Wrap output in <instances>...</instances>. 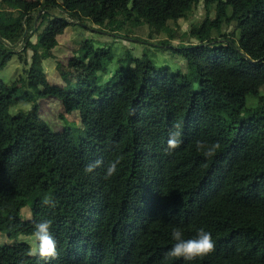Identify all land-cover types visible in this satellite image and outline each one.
I'll use <instances>...</instances> for the list:
<instances>
[{"label": "trees", "instance_id": "trees-1", "mask_svg": "<svg viewBox=\"0 0 264 264\" xmlns=\"http://www.w3.org/2000/svg\"><path fill=\"white\" fill-rule=\"evenodd\" d=\"M1 1L19 13L0 19V68L13 56L24 68L11 83L0 79V230L32 236L36 222L51 220L58 257L41 260L16 241L0 246V264H264V0H204L215 5L214 19L204 21L198 44L177 49L191 79L142 56L102 81L114 56L85 40L78 50L87 74L75 85L52 83L43 66L68 25H105L124 12L165 27L200 0ZM48 6L68 16L54 15L36 41ZM232 22L238 39L211 36ZM249 95L260 105L247 108ZM44 97L78 110L85 128L55 132L40 116ZM20 101L31 108L10 114ZM177 130L180 147L169 152ZM197 141L221 147L208 158ZM117 156V172L105 179ZM97 160L103 165L86 173ZM45 196L54 207L41 203ZM174 228L185 239L210 232L215 251L166 259Z\"/></svg>", "mask_w": 264, "mask_h": 264}, {"label": "rangeland", "instance_id": "rangeland-1", "mask_svg": "<svg viewBox=\"0 0 264 264\" xmlns=\"http://www.w3.org/2000/svg\"><path fill=\"white\" fill-rule=\"evenodd\" d=\"M43 1V0H41ZM49 1V0H48ZM204 0L191 9L187 18L178 21L170 20L165 27H159L148 23L137 16H129L120 12L117 18L105 25H94L85 18L83 22L68 25L65 32L58 37V46L52 51L49 58L45 59L43 66L49 80L60 85H75L79 80L85 79L87 70L84 65L86 59L78 49L85 40L92 41L101 50H111L114 59L108 66V70L102 73V81H108L114 72L122 66H134L142 56H147L158 69L169 68L171 72H181L192 78L188 63L184 55L177 50L185 46L196 45L200 41L201 34L198 32L206 19H214L215 5L205 6ZM5 4L0 0V19L6 22L12 21L19 13L17 10H3ZM50 13L41 10V18L37 23L39 30L34 40H38L45 27L54 15L65 16L67 13L56 7H47ZM12 12V13H10ZM238 39L239 31L235 29V23H224L220 31L211 30V36L219 39L221 35ZM24 64L13 56L7 65L0 68V79L5 83H11L19 75H23ZM193 87L198 88V82L193 81ZM260 94L264 95V86ZM40 116L50 125L55 132H62L66 127L83 129L85 125L78 110L70 112L63 110L58 98L44 97L38 100ZM257 96L249 95L246 101L247 108L259 106ZM264 105V103H263ZM31 103L20 101L11 106L10 114L27 111ZM31 204H26L21 210V217L28 220L32 217ZM32 240V236H9L0 230V246L11 245L16 241ZM31 244V243H30Z\"/></svg>", "mask_w": 264, "mask_h": 264}, {"label": "clouds", "instance_id": "clouds-1", "mask_svg": "<svg viewBox=\"0 0 264 264\" xmlns=\"http://www.w3.org/2000/svg\"><path fill=\"white\" fill-rule=\"evenodd\" d=\"M179 128V125H176ZM180 132L174 131L170 134L167 142V151H172L180 147ZM221 145L216 142L207 145L202 141H197V150L202 151L204 156L214 157ZM123 157L117 156L116 159L110 161L105 170V179L112 177L117 172V166ZM103 160H97L87 165L84 169L86 173H91L94 169L103 165ZM41 203L45 206H55L53 200L49 196L43 197ZM52 221L41 220L36 222L32 233L30 255H38L41 260L50 261L58 257L57 241L51 232ZM175 243L166 253L167 258H183L185 261H195L203 259L215 251V242L210 232L200 229L194 238L185 239L183 232L179 228H174L171 233Z\"/></svg>", "mask_w": 264, "mask_h": 264}, {"label": "crops", "instance_id": "crops-1", "mask_svg": "<svg viewBox=\"0 0 264 264\" xmlns=\"http://www.w3.org/2000/svg\"><path fill=\"white\" fill-rule=\"evenodd\" d=\"M35 36H33V38H34Z\"/></svg>", "mask_w": 264, "mask_h": 264}]
</instances>
